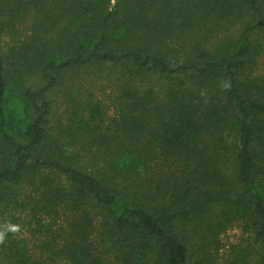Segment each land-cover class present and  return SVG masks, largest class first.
<instances>
[{"label": "trees", "instance_id": "obj_1", "mask_svg": "<svg viewBox=\"0 0 264 264\" xmlns=\"http://www.w3.org/2000/svg\"><path fill=\"white\" fill-rule=\"evenodd\" d=\"M261 32L264 0H0V264H264Z\"/></svg>", "mask_w": 264, "mask_h": 264}, {"label": "rangeland", "instance_id": "obj_2", "mask_svg": "<svg viewBox=\"0 0 264 264\" xmlns=\"http://www.w3.org/2000/svg\"><path fill=\"white\" fill-rule=\"evenodd\" d=\"M238 26L239 24L237 23L236 25L230 26L223 30L222 32L226 31L229 34L235 33L238 31ZM6 39H2V41H5ZM210 40H214V37H211ZM256 44L259 45L258 47V52L255 56V64L252 67L251 71L252 74L255 76H260L264 74V32H261L258 37L255 39ZM203 47H208V44L205 43ZM75 79L77 80H82L83 75L82 74H77L74 76ZM97 83L95 82L94 86L97 90L98 93H100L99 86L97 87ZM67 217L66 214L62 213L58 219H56V222L59 224H64L66 221ZM242 222H235L231 226H229L223 233L219 235L220 241H221V247L218 252V260L219 262H222L223 258L226 256L228 252V248L231 244H238L241 242H246L250 236V233L247 232V230H244ZM25 233V232H22Z\"/></svg>", "mask_w": 264, "mask_h": 264}, {"label": "clouds", "instance_id": "obj_3", "mask_svg": "<svg viewBox=\"0 0 264 264\" xmlns=\"http://www.w3.org/2000/svg\"><path fill=\"white\" fill-rule=\"evenodd\" d=\"M112 4L113 6L115 5V0H112ZM220 86L222 89L226 90L231 87V84L228 81H222ZM20 232H21L20 224L6 221L4 224L0 225V245L5 244L9 233L15 235Z\"/></svg>", "mask_w": 264, "mask_h": 264}]
</instances>
